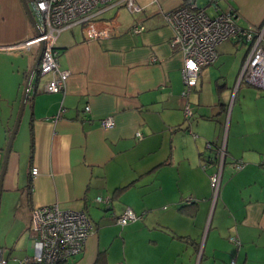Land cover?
Listing matches in <instances>:
<instances>
[{"label":"crops","instance_id":"obj_1","mask_svg":"<svg viewBox=\"0 0 264 264\" xmlns=\"http://www.w3.org/2000/svg\"><path fill=\"white\" fill-rule=\"evenodd\" d=\"M188 1L158 0L163 10ZM191 1L210 17L232 9L239 26H264V0ZM115 11L102 17L120 24L107 38H86L78 26L57 37L58 67L68 72L63 92L42 91L49 75L31 79L34 95L1 182L0 219L9 216L15 229L10 241L28 236L34 207L55 204L85 212L93 225L68 264H264V89L238 82L248 44L217 45L215 62L201 68L185 98L182 55L162 16L146 17L144 31L134 34L139 16ZM36 35L20 0H0V173L38 53L9 46ZM108 116L114 125L102 128ZM222 147L213 199L209 177ZM126 208L136 220L120 226L115 219ZM28 237L30 253L12 264L33 254Z\"/></svg>","mask_w":264,"mask_h":264},{"label":"built area","instance_id":"obj_2","mask_svg":"<svg viewBox=\"0 0 264 264\" xmlns=\"http://www.w3.org/2000/svg\"><path fill=\"white\" fill-rule=\"evenodd\" d=\"M27 3L39 33L9 47L26 51L42 44L36 75L50 76L43 84V92L60 93L65 89L68 72L59 69L54 47L59 34L78 26L82 28L86 38H107L120 28V24L117 16L108 19L102 17L111 10L117 11L121 8L131 15L139 16L137 23L131 28L134 34L143 32L145 27L141 21L154 14H160L171 28V45L178 48L183 59V97L186 98L195 88L201 68L215 62L217 45L227 40H242L248 44V54L241 67L238 82L264 89V26H239L236 22L237 12L232 9L210 17L191 0L175 10H163L158 0H27ZM33 95L34 92H31L28 98ZM85 111H89V107ZM184 114L186 117L191 115L188 104L184 108ZM100 125L102 128H111L114 125L113 118L108 116L101 119ZM218 156L219 167L209 177L213 199L217 197L220 189L222 160L225 156L223 147L218 149ZM234 167L241 169L243 164L237 162ZM36 174L37 169L32 168L31 175ZM96 201L108 204L109 198L97 197ZM185 202L190 203L191 199L187 198ZM115 220L118 225L124 226L136 220V216L130 208H126ZM30 231L33 233V254L13 264H68L73 256L83 250L93 232V225L85 212L62 210L52 204L34 207ZM229 240L239 245L235 237H230ZM0 264H9L4 259L1 248ZM231 264H235L234 261Z\"/></svg>","mask_w":264,"mask_h":264},{"label":"water","instance_id":"obj_3","mask_svg":"<svg viewBox=\"0 0 264 264\" xmlns=\"http://www.w3.org/2000/svg\"><path fill=\"white\" fill-rule=\"evenodd\" d=\"M20 1H21V4L23 6V9L25 11V14H26L29 22L33 25V27L36 30V33L38 34L39 31H38V28H37V23H36L34 17L32 16V14H31L30 8H29L28 3H27V0H20ZM41 53H42V44L39 45L37 56H36L32 66H31V68H30V70H29V72L27 74V78H26V82H25V86H24V91H23V94H22V98H21L19 110H18V113H17V117H16V120L14 122L13 128L11 130L10 136L8 138V141H7V144H6V147H5L4 158H3V166H2L1 173H0V193H1V182H2V178H3V174L5 172V168H6L8 156H9V153H10V150H11L12 142H13L14 136H15V134L17 132L19 123H20V119H21V116H22V112H23V109H24V105H25L27 96L29 95L28 89H29V85H30L31 79L36 74V70H37V66H38L39 61H40Z\"/></svg>","mask_w":264,"mask_h":264},{"label":"rangeland","instance_id":"obj_4","mask_svg":"<svg viewBox=\"0 0 264 264\" xmlns=\"http://www.w3.org/2000/svg\"><path fill=\"white\" fill-rule=\"evenodd\" d=\"M200 1L202 0H199V2ZM9 218V216L6 218H3L2 216L0 219V248L5 250L4 258L8 260L9 264H12V260H10V258H19L20 256H24L26 253H30V245L32 241L28 236L31 235L33 237V233L29 230L30 233L27 232L28 236L23 238L19 245H14L10 240L15 236V229L12 228Z\"/></svg>","mask_w":264,"mask_h":264}]
</instances>
